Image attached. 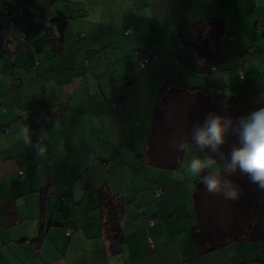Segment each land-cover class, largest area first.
<instances>
[{
	"label": "crops",
	"instance_id": "1",
	"mask_svg": "<svg viewBox=\"0 0 264 264\" xmlns=\"http://www.w3.org/2000/svg\"><path fill=\"white\" fill-rule=\"evenodd\" d=\"M15 2L0 0V264H264L262 243L195 245L197 179L183 165L202 153L190 142L175 170L146 157L156 97L171 80L206 92L208 105L242 99V116L264 107V0H29L14 11ZM58 15L62 32L50 23ZM215 18L226 25L223 59L209 71L193 46L197 24ZM24 124L33 142L46 131L47 159L19 139ZM155 186L165 189L158 200ZM100 190L123 207L116 254Z\"/></svg>",
	"mask_w": 264,
	"mask_h": 264
},
{
	"label": "trees",
	"instance_id": "2",
	"mask_svg": "<svg viewBox=\"0 0 264 264\" xmlns=\"http://www.w3.org/2000/svg\"><path fill=\"white\" fill-rule=\"evenodd\" d=\"M17 3L18 0H16L12 10L15 9ZM50 23L62 32L66 27V18L58 15ZM197 25H199L200 35L193 48L199 56L204 55L209 60V71H213L217 67L216 64L223 59L221 37L223 32H226V25L218 18ZM126 30H132V34L125 35ZM204 32L209 34L210 39L200 38ZM134 33L133 29L128 28L124 30L123 35L127 37L132 36ZM231 40L233 41V38ZM59 41L61 39H58L57 43ZM208 45L210 48H208ZM137 53L135 52V54ZM140 61L145 65L146 60L144 58H140L138 62ZM204 96H207L206 92L196 88H188L180 80H171L159 90L151 117L150 136L146 153L149 165L165 170L177 169L180 166L183 150H177L176 145L182 143L185 146L186 143H191L192 126L197 121L202 123L209 112L230 115L234 120L243 115L242 99L230 98L226 107L221 108L216 106L218 104L217 98L211 97L213 103L208 105L210 101L206 102ZM165 123L167 128L163 130ZM235 140V137H229V143L224 146L226 152L230 150ZM232 179L238 184L242 192L238 201L226 200L222 195L209 194L199 180L196 181L192 201L197 216V227L192 234L195 245L202 252L238 240L264 244L263 195L246 175L237 173ZM157 187L164 190V194L160 197L162 198L165 195V189L161 186L153 188L152 197ZM210 196L220 199L221 206L219 208L210 207L208 202ZM98 200L100 208L106 212L104 228L107 237L111 241V252L116 254L123 239L119 227L123 207L108 191L100 190ZM234 204H238V206H235L236 208L229 207L233 209V212L226 215L228 205L232 206ZM151 219H154V222L156 220L155 218Z\"/></svg>",
	"mask_w": 264,
	"mask_h": 264
},
{
	"label": "clouds",
	"instance_id": "3",
	"mask_svg": "<svg viewBox=\"0 0 264 264\" xmlns=\"http://www.w3.org/2000/svg\"><path fill=\"white\" fill-rule=\"evenodd\" d=\"M25 146L35 149L38 159H47L48 148L43 143L46 131L42 128L33 142V130L21 125L17 133ZM235 137L230 150H224L229 137ZM191 145L202 155H192L183 165L184 174L199 180L209 194L222 195L226 200L238 201L242 192L232 179L237 173L264 192V107L235 120L230 115L209 112L203 122L191 129ZM182 151V143L176 145Z\"/></svg>",
	"mask_w": 264,
	"mask_h": 264
},
{
	"label": "built area",
	"instance_id": "4",
	"mask_svg": "<svg viewBox=\"0 0 264 264\" xmlns=\"http://www.w3.org/2000/svg\"><path fill=\"white\" fill-rule=\"evenodd\" d=\"M28 1H29V0H18V3H17V5H16L14 11H20L21 6H22L24 3L28 2ZM5 33H6V29H5V31L2 30V31L0 32V53L2 52L3 44L6 42V40L4 39V35H5ZM131 34H132V30H126V31H125V35H131ZM1 45H2V46H1ZM139 66H140V68H141L142 70L145 69V65H144V63H143L142 61L139 62ZM123 105H124V103H123V101H121V100H116V101H113V102H112V107H113V109H114L115 111H117V112H122V111H123ZM19 175L22 176L23 173L20 172ZM163 194H164V190H163L162 188H160V187H157V188L155 189L154 193H153V198H154V199H158V198H160ZM153 224H154V219L149 218V219L146 220V226H147V227H151ZM74 235H75V230H74L72 227H67V228H65V236H66V237H72V236H74ZM147 240L151 243V238H150V236H147Z\"/></svg>",
	"mask_w": 264,
	"mask_h": 264
},
{
	"label": "rangeland",
	"instance_id": "5",
	"mask_svg": "<svg viewBox=\"0 0 264 264\" xmlns=\"http://www.w3.org/2000/svg\"><path fill=\"white\" fill-rule=\"evenodd\" d=\"M8 41V40H7ZM48 48V47H47ZM168 116H170V114H168ZM167 116V117H168ZM167 119H170V118H167ZM167 125H166V123H165V126H164V128H163V130H165V128H167L166 127ZM162 130V131H163ZM210 204V207H214V208H219L220 206H221V202H220V199L219 198H213L212 196H210V198H209V201H208ZM235 206H238V204H234V205H232V206H230V205H228V208L226 209L227 211H226V215H230L231 214V212H233V209H231V208H229V207H235ZM236 208V207H235ZM223 209V208H222ZM224 210V209H223ZM223 210H221V211H223ZM213 211V210H212ZM262 246V250L264 251V245L262 244L261 245Z\"/></svg>",
	"mask_w": 264,
	"mask_h": 264
}]
</instances>
